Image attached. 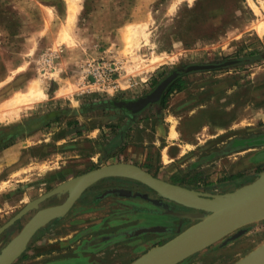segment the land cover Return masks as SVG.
I'll use <instances>...</instances> for the list:
<instances>
[{
    "label": "rangeland",
    "instance_id": "374dc122",
    "mask_svg": "<svg viewBox=\"0 0 264 264\" xmlns=\"http://www.w3.org/2000/svg\"><path fill=\"white\" fill-rule=\"evenodd\" d=\"M40 1L0 0V149L20 143L14 152L7 154L8 148L0 155V226L62 181L110 163L137 164L163 180L211 193L231 191L264 168V161L249 164L248 156L264 150V0H73L71 6L64 0L62 14ZM19 25L23 33L16 41ZM47 40L52 43L45 45ZM47 52L55 54L54 66L42 72L38 60ZM230 59L243 61L182 75L189 92L183 102H172L169 95L163 107L151 103L138 113L118 104L145 96L172 71ZM89 61L119 64L116 89L81 92V66ZM34 81L40 82L45 99L10 104ZM184 102L187 105L180 107ZM82 120L99 125L100 133L85 132L88 125ZM168 130L169 138L179 137L171 145L176 156L170 158L169 148H164L156 164L159 135L164 140ZM188 137L194 138L190 144L184 143ZM169 142L167 138L163 144ZM133 158L138 163L129 161ZM141 184L109 177L89 186L63 218L32 235L12 264H64L57 261L61 259L75 264L79 256L97 264H127L155 240H168L178 231L137 238L139 249L130 248L120 259L109 253L119 252L131 242L128 238L96 247L102 253L83 246L85 240L95 243V235L122 229L113 224L127 212L159 214L146 217L147 224L177 218L162 214L154 200L164 199ZM105 189L114 191L95 198ZM66 196L54 195L38 209L60 204ZM38 209L0 233V249ZM181 223L179 231L192 221ZM235 232L177 264H232L264 242V220L231 237ZM53 251L58 254L47 255Z\"/></svg>",
    "mask_w": 264,
    "mask_h": 264
},
{
    "label": "water",
    "instance_id": "95a60500",
    "mask_svg": "<svg viewBox=\"0 0 264 264\" xmlns=\"http://www.w3.org/2000/svg\"><path fill=\"white\" fill-rule=\"evenodd\" d=\"M247 60V59H245ZM230 59L220 63L190 64L165 76L145 96L135 100L120 101L118 104L132 113H138L148 104L158 103L167 86L186 73L211 70L231 66L242 62ZM157 97H150L160 86ZM139 107L133 104L143 101ZM108 177H122L136 180L161 199L174 202L193 211H176L167 203L154 200L162 208V214H169L192 223L178 231L161 244H156L141 253L127 264H177L187 257L211 246L237 230L231 237L244 232V227L264 220V169L255 174V178L231 191L211 193L172 183L152 175L137 164L116 162L90 169L72 178L62 181L47 192L26 203L18 212L0 226V233L23 217L29 211L37 209L46 199L67 192L63 202L38 209L0 249V264H11L26 248L32 235L54 219L64 216L82 192L95 182ZM107 190L99 197L112 193ZM232 264H264V242Z\"/></svg>",
    "mask_w": 264,
    "mask_h": 264
},
{
    "label": "crops",
    "instance_id": "0c3cea01",
    "mask_svg": "<svg viewBox=\"0 0 264 264\" xmlns=\"http://www.w3.org/2000/svg\"><path fill=\"white\" fill-rule=\"evenodd\" d=\"M40 2H42L44 4V6L52 8L53 9L52 11L55 12L56 14H62V13L65 12V7L66 6H65V1L64 0H42ZM87 8H89V7H87ZM91 8L93 9L92 6H91ZM19 26H17V34L14 35L16 41L21 39L22 33H23L22 27L21 26L19 27ZM51 43H52V41L47 40L45 45H48V44H51ZM38 44L39 45H43L44 43L42 44V42H39V40H38ZM182 81H183V78H181L180 82L182 83ZM182 86L183 87H182V89L180 91H175L174 93L170 94V95H173V97H171L173 99L172 102H175V103L176 102H180L183 98L188 96L189 92H188L187 88H185V84L184 85L182 84ZM183 100L181 102H183ZM186 103L187 102L180 103L181 104L180 107H184L185 105H187ZM84 118H86V117H84ZM41 121L42 120H40L39 123H41ZM82 121H84V120H82ZM83 123H85V125H88V129L85 128L86 129L85 132L90 133V132L98 130L99 133H100L101 130L99 128V125L98 126L91 125V122H88L89 124H87L86 121L82 122V124ZM67 124L69 125V127L75 126V122H67ZM205 126L208 127V124H206ZM81 127H83V126H81ZM208 131H209V128H208ZM197 132L198 131H195V133H192V135H196ZM221 134H222V132H220V133H211L210 135H213L214 137H216V136H220ZM167 135H169V130L167 131V134L165 133L164 140H162L161 135H159L158 140L162 141V143L160 145H158V148H157L158 151L155 154L154 163H156V164H160L161 163V157H162L161 153H162V150L164 148H167V147L169 148V150H167V153L172 156L170 158H173L174 156H176L177 149L172 151L174 149V146H171V145L176 144V140H178L179 137H177V138H174V137L169 138V136H167ZM167 138L170 139L171 142H169V145H166V144L164 145L163 141L166 142ZM181 138H184V136H181ZM193 139H194L193 137H188V138L185 139L186 141L184 143L190 144L188 142L192 141ZM207 139L209 140V138H207ZM182 140H184V139H182ZM130 142L133 143L135 141L132 139ZM19 144L20 143H17V144H15L13 146L10 145L8 147L1 148L0 149V155L5 150H7L8 148H10V149L8 151H6L7 154L14 152L17 149V146ZM129 146H131V145H129ZM170 149H171V151H170ZM182 155H184V154H182ZM248 156L250 157L249 158V164L252 163V165L258 166L260 163H262L264 161V150L256 151L255 153L249 154ZM239 157H241V156H239ZM129 161L138 163V161H136L135 158H133V161H131L130 159H129ZM171 161H172V159H169V161L167 163H169ZM238 171L242 172L241 170H238ZM233 173H235V172H233ZM176 175H179V174H177V172H176ZM230 175H237L238 176L239 174H230ZM237 176H233L232 180H237ZM144 212L145 211H140L138 213H134V212L124 213V215H121V216H124V217H120V218L116 219L114 221V224H113V225H117L119 223V224L123 225L124 227L122 229H119V230H117V231H115L113 233H109V234H106V235H95V236H93L95 238V240H94L95 243H92L90 245L89 240H85L83 246H88L89 245V247H87L88 250L91 249L89 251H93V252L97 251V253H102L101 249H98L99 248L98 246L103 245L104 243H107V242H111V244L113 242L116 243V242H118V239H121V240H119L121 242H125V240L128 238V239L131 240V242L130 241L125 242V243H127L126 246L122 245L124 247H121L119 252L115 250V251L109 253V257H115L116 259H120L119 255H125V256L129 255L130 248L133 247V251H134V249L135 250L139 249L138 244L136 246L135 245L136 243L134 242V241L138 240L137 238H139V240H144L145 238H148V237H151V236H156V235L162 236V235H166L167 233H170V232H177V231H179L178 226L182 224L181 223L182 220H179L177 218L173 219V220H171V219L169 220L167 218H162V219L159 218L160 219V223L159 224H147L146 217L159 216V214H156L154 212L153 213L152 212L151 213L150 212L144 213ZM118 233H120V234L118 235ZM98 237H100V239L96 240V238H98ZM53 240L57 241L59 239H55L54 238ZM62 240L64 241L65 238L62 239ZM156 244H161V243L158 242L157 240H155V242H152L150 247L154 246ZM93 247L95 248L96 251H94ZM96 247H98V248H96ZM87 249H84V251H87ZM50 254L51 255H55V254H58V253H56V251H53L51 253H47L48 256H50ZM81 257H82V259H85V262L88 261V262H86L87 264H97L96 261H90L89 258H87L88 260H86L87 256L86 257L85 256H79V261H75V264H81V260H80ZM57 261H59L60 263L66 264L65 260H63V259L57 260Z\"/></svg>",
    "mask_w": 264,
    "mask_h": 264
},
{
    "label": "built area",
    "instance_id": "2783aa9c",
    "mask_svg": "<svg viewBox=\"0 0 264 264\" xmlns=\"http://www.w3.org/2000/svg\"><path fill=\"white\" fill-rule=\"evenodd\" d=\"M55 54L44 53L38 60L39 68L42 72H47L54 66ZM117 62L89 61L81 66V92L84 94H94L109 92L118 86Z\"/></svg>",
    "mask_w": 264,
    "mask_h": 264
},
{
    "label": "bare ground",
    "instance_id": "6f19581e",
    "mask_svg": "<svg viewBox=\"0 0 264 264\" xmlns=\"http://www.w3.org/2000/svg\"><path fill=\"white\" fill-rule=\"evenodd\" d=\"M70 4V6H71V4H72V2L71 1H73V0H67ZM73 8V7H72ZM71 13H69V15H70ZM153 62H155V61H153ZM162 87H163V85L162 86H160L150 97H157L159 94H160V92H161V89H162ZM46 98V93L44 92V89L42 88V86H41V84H40V82L39 81H34V82H32V83H30L29 84V87H28V90H27V93H23V94H20V95H16V96H14L13 98H12V101H11V103L10 104H14V103H30V102H35V101H37V100H40V99H45ZM145 102V100H143V101H138V102H136V103H134L133 104V106L134 107H139L142 103H144ZM172 138V137H171ZM164 157V156H163ZM165 159V158H164ZM98 182V181H97ZM96 183V182H95ZM93 185V184H92ZM47 192V191H46ZM45 193V192H44ZM43 194V193H42ZM41 195V194H40ZM39 195V196H40ZM38 197V196H37ZM36 198V197H35ZM34 199V198H33ZM32 199V200H33ZM78 199V198H77ZM76 199V200H77ZM76 200H75V202H76ZM31 201V200H30ZM64 201V200H63ZM62 201V202H63ZM74 202V203H75ZM73 203V204H74ZM73 206V205H72ZM71 206V207H72ZM22 208V207H21ZM38 209V208H37ZM71 209V208H70ZM69 209V210H70ZM33 210H35V209H33ZM33 210H31V211H33ZM68 210V211H69ZM67 211V212H68ZM67 214V213H66ZM65 214V215H66ZM26 215V214H25ZM64 215V216H65ZM64 216H62L61 218H63ZM61 218H59V219H61ZM55 220H57V219H55ZM235 231H237V230H235ZM235 231H233V232H235ZM232 232V233H233ZM231 234V233H230ZM25 250V249H24ZM18 258V257H17ZM16 258V259H17ZM15 259V260H16ZM14 260V261H15ZM13 261V262H14ZM12 262V263H13ZM11 263V264H12Z\"/></svg>",
    "mask_w": 264,
    "mask_h": 264
},
{
    "label": "trees",
    "instance_id": "16d2710c",
    "mask_svg": "<svg viewBox=\"0 0 264 264\" xmlns=\"http://www.w3.org/2000/svg\"><path fill=\"white\" fill-rule=\"evenodd\" d=\"M181 81V78L180 77H178V78H176L174 81H172L168 86H167V88H166V90H165V92L163 93V95L161 96V99H160V101L158 102L159 103V105H161L162 107L165 105V103H166V98L171 94V93H173V92H175V91H180L181 89H182V83L180 82ZM264 168H258V170H257V172H259V171H261V170H263ZM256 172V173H257ZM229 177H233V176H229ZM255 178V176L251 179V180H253ZM250 180V181H251ZM173 183H179V184H181L180 183V181H173ZM141 185H144V184H141ZM145 186V185H144ZM145 187H147V186H145ZM147 189H150V188H148L147 187ZM151 190V189H150Z\"/></svg>",
    "mask_w": 264,
    "mask_h": 264
},
{
    "label": "flooded vegetation",
    "instance_id": "af4514ba",
    "mask_svg": "<svg viewBox=\"0 0 264 264\" xmlns=\"http://www.w3.org/2000/svg\"><path fill=\"white\" fill-rule=\"evenodd\" d=\"M181 78V77H180ZM109 178V177H108ZM102 180V179H101ZM187 187V186H186ZM189 188H193V187H189ZM193 189H197V188H193ZM110 190V189H109ZM150 190V189H149ZM198 190V189H197ZM105 191H107L106 189L104 190V192ZM152 191V190H151ZM103 192V193H104ZM102 193V194H103ZM110 194H112V193H110ZM101 194H97L96 196H95V198H102V197H99ZM108 195V194H107ZM106 196V195H105ZM104 197V196H103ZM164 201V203H166L165 202V200H163ZM169 202H171V201H169ZM170 206H172L171 204H169ZM173 208V207H172ZM174 209V208H173ZM175 210V209H174ZM161 211V210H160ZM176 211H178V210H176ZM190 211H193V209H190ZM181 212H183V211H181ZM32 214H33V212H32ZM179 219V218H178ZM55 220V219H54ZM54 220H52V221H54ZM183 221L185 220V219H182Z\"/></svg>",
    "mask_w": 264,
    "mask_h": 264
}]
</instances>
